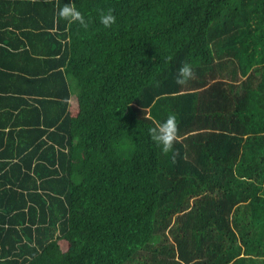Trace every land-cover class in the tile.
Instances as JSON below:
<instances>
[{
	"label": "trees",
	"instance_id": "16d2710c",
	"mask_svg": "<svg viewBox=\"0 0 264 264\" xmlns=\"http://www.w3.org/2000/svg\"><path fill=\"white\" fill-rule=\"evenodd\" d=\"M65 4L86 28L56 23ZM0 15V264L143 248L147 264H264V0H0ZM170 114L175 157L148 131ZM173 212L178 258L159 244Z\"/></svg>",
	"mask_w": 264,
	"mask_h": 264
},
{
	"label": "clouds",
	"instance_id": "9594fccd",
	"mask_svg": "<svg viewBox=\"0 0 264 264\" xmlns=\"http://www.w3.org/2000/svg\"><path fill=\"white\" fill-rule=\"evenodd\" d=\"M60 20L76 23L87 27V23L83 14L75 8L72 4H65L63 7H59L56 12V23ZM115 16L112 10L109 9L107 13H102L100 16V22L105 27H111L115 23ZM195 77V71L192 65L188 62H184L177 69L176 84L179 86H185L189 80ZM149 135L153 142L160 148L161 152L165 155L172 153L173 157L178 155V151L174 148L177 142L176 137L178 135V125L174 114H170L164 121L158 122L153 127L149 128Z\"/></svg>",
	"mask_w": 264,
	"mask_h": 264
},
{
	"label": "rangeland",
	"instance_id": "374dc122",
	"mask_svg": "<svg viewBox=\"0 0 264 264\" xmlns=\"http://www.w3.org/2000/svg\"><path fill=\"white\" fill-rule=\"evenodd\" d=\"M189 203V200H188ZM190 205V204H189ZM159 231H163L160 246L167 249L169 252L168 256L173 258H178L177 255V242L182 238V216L179 212H173L165 219L161 220V226L158 227ZM153 251L148 248H143L137 252L132 259L127 261L125 264H147L151 258ZM190 259L188 261L183 260V264H189L191 260H194V257L198 259L205 258V253L194 255V253H189Z\"/></svg>",
	"mask_w": 264,
	"mask_h": 264
},
{
	"label": "crops",
	"instance_id": "0c3cea01",
	"mask_svg": "<svg viewBox=\"0 0 264 264\" xmlns=\"http://www.w3.org/2000/svg\"><path fill=\"white\" fill-rule=\"evenodd\" d=\"M0 17H1V15H0ZM13 33L17 34L18 37L22 38V35L20 34L19 31H17V29L14 28ZM23 44L26 45V47H29V45H31V43H28V42L26 41V39H24V43H19L18 48H21V47L23 46ZM32 56H33V55H32ZM33 57H34V56H33ZM2 101H3V100H2Z\"/></svg>",
	"mask_w": 264,
	"mask_h": 264
}]
</instances>
